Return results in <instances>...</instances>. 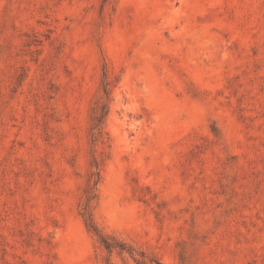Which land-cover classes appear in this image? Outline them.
Masks as SVG:
<instances>
[{
  "label": "rangeland",
  "instance_id": "374dc122",
  "mask_svg": "<svg viewBox=\"0 0 264 264\" xmlns=\"http://www.w3.org/2000/svg\"><path fill=\"white\" fill-rule=\"evenodd\" d=\"M143 259L264 264V0H0V264Z\"/></svg>",
  "mask_w": 264,
  "mask_h": 264
},
{
  "label": "trees",
  "instance_id": "16d2710c",
  "mask_svg": "<svg viewBox=\"0 0 264 264\" xmlns=\"http://www.w3.org/2000/svg\"><path fill=\"white\" fill-rule=\"evenodd\" d=\"M104 93L106 97L109 98V95H110L109 82H107L106 80L104 81ZM108 111H109L108 102H102V104L98 108L97 114L94 116V122H95L94 128L97 129L98 136L102 135V131H103L102 124L104 122V119ZM92 164L95 169L92 171V174H91V178H90L91 183H89V186L86 189V201L83 205V211H82L86 226L91 232H93L95 235L99 237L100 242L108 250L119 248L122 251L127 250L130 253H132L134 249L131 246L127 245L126 243L117 241L115 239H111L110 237L106 236L102 232V230L99 228V226L97 225L94 219L93 212L91 210V203H92V200L97 197L96 188L101 178V171H100V163L96 157L94 158ZM142 255L144 256V254ZM138 263L145 264L146 261L143 259V260H139ZM158 264H163V263L158 262Z\"/></svg>",
  "mask_w": 264,
  "mask_h": 264
}]
</instances>
